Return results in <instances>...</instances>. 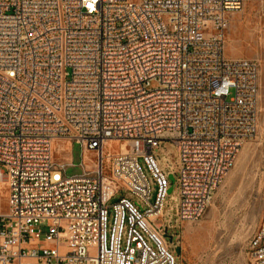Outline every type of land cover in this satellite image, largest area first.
Here are the masks:
<instances>
[{
  "label": "built area",
  "instance_id": "2783aa9c",
  "mask_svg": "<svg viewBox=\"0 0 264 264\" xmlns=\"http://www.w3.org/2000/svg\"><path fill=\"white\" fill-rule=\"evenodd\" d=\"M247 1L0 0V264H176L151 151L174 144L178 220H199L258 129L259 65L224 54Z\"/></svg>",
  "mask_w": 264,
  "mask_h": 264
},
{
  "label": "rangeland",
  "instance_id": "374dc122",
  "mask_svg": "<svg viewBox=\"0 0 264 264\" xmlns=\"http://www.w3.org/2000/svg\"><path fill=\"white\" fill-rule=\"evenodd\" d=\"M224 54L228 58L253 59L259 65L258 129L243 142L234 166L214 191L203 216L191 223L180 224L178 220V153L174 144L161 140L152 149L158 167L168 179L170 175L174 177L158 222L167 227L164 231L171 240L168 237L166 240L176 264H250L248 242L264 215V0H248L240 10L230 15ZM111 146L113 149L119 147L116 143ZM68 155L77 165L81 159L80 145L73 143L70 151H56L55 158L67 159ZM139 164L154 192L153 179L142 159H139ZM79 171L78 166L71 167L67 174ZM130 197L138 199L133 195ZM0 208L3 211L7 209L3 194L0 196Z\"/></svg>",
  "mask_w": 264,
  "mask_h": 264
},
{
  "label": "bare ground",
  "instance_id": "6f19581e",
  "mask_svg": "<svg viewBox=\"0 0 264 264\" xmlns=\"http://www.w3.org/2000/svg\"><path fill=\"white\" fill-rule=\"evenodd\" d=\"M263 106H264V103H263ZM264 110V109H263ZM110 144H112V143H110ZM127 143H122L121 144V148L123 149V150H125L126 148H127ZM59 149L60 150H66V151H68L69 149H70V147H69V144L68 143H64V144H60L59 145ZM244 151V150H243ZM66 157H68L69 158V155L68 156H66ZM1 190H0V194H1ZM189 232V231H188ZM188 235V234H187ZM191 235V234H190Z\"/></svg>",
  "mask_w": 264,
  "mask_h": 264
},
{
  "label": "water",
  "instance_id": "95a60500",
  "mask_svg": "<svg viewBox=\"0 0 264 264\" xmlns=\"http://www.w3.org/2000/svg\"><path fill=\"white\" fill-rule=\"evenodd\" d=\"M169 180L170 181H174V177L172 175H170L169 176ZM170 191H171V189H169L168 192H170ZM165 237H168L171 240V237L167 236V234L165 235ZM176 252L179 253V248L178 247H176Z\"/></svg>",
  "mask_w": 264,
  "mask_h": 264
}]
</instances>
